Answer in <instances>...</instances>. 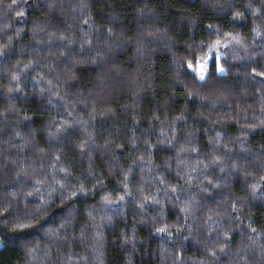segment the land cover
Segmentation results:
<instances>
[{"label": "trees", "instance_id": "1", "mask_svg": "<svg viewBox=\"0 0 264 264\" xmlns=\"http://www.w3.org/2000/svg\"><path fill=\"white\" fill-rule=\"evenodd\" d=\"M0 264H264V0H0Z\"/></svg>", "mask_w": 264, "mask_h": 264}, {"label": "rangeland", "instance_id": "2", "mask_svg": "<svg viewBox=\"0 0 264 264\" xmlns=\"http://www.w3.org/2000/svg\"><path fill=\"white\" fill-rule=\"evenodd\" d=\"M199 71L203 74L206 71V63H202L199 66Z\"/></svg>", "mask_w": 264, "mask_h": 264}, {"label": "snow or ice", "instance_id": "3", "mask_svg": "<svg viewBox=\"0 0 264 264\" xmlns=\"http://www.w3.org/2000/svg\"><path fill=\"white\" fill-rule=\"evenodd\" d=\"M221 71H223V69H221ZM201 78H203V77H201Z\"/></svg>", "mask_w": 264, "mask_h": 264}]
</instances>
